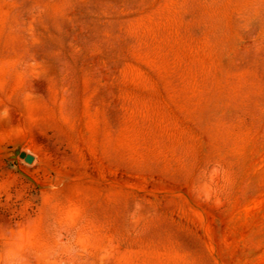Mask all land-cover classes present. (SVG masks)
I'll return each instance as SVG.
<instances>
[{"label":"rangeland","instance_id":"obj_1","mask_svg":"<svg viewBox=\"0 0 264 264\" xmlns=\"http://www.w3.org/2000/svg\"><path fill=\"white\" fill-rule=\"evenodd\" d=\"M0 264H264V0H0Z\"/></svg>","mask_w":264,"mask_h":264},{"label":"water","instance_id":"obj_2","mask_svg":"<svg viewBox=\"0 0 264 264\" xmlns=\"http://www.w3.org/2000/svg\"><path fill=\"white\" fill-rule=\"evenodd\" d=\"M16 153H17L20 157L24 158V160L27 161V162H32L33 159H34V157H33L31 154L26 153V152H24V151L16 150Z\"/></svg>","mask_w":264,"mask_h":264}]
</instances>
